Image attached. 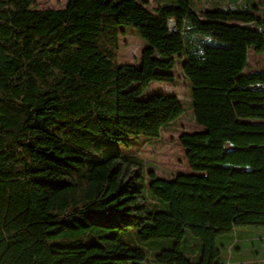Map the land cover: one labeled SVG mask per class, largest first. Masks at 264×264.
Returning a JSON list of instances; mask_svg holds the SVG:
<instances>
[{
    "label": "trees",
    "instance_id": "1",
    "mask_svg": "<svg viewBox=\"0 0 264 264\" xmlns=\"http://www.w3.org/2000/svg\"><path fill=\"white\" fill-rule=\"evenodd\" d=\"M172 1L0 0V264H242L229 234L264 226V69L245 71L264 0ZM117 25L140 67L116 63ZM178 58L202 130L178 136L193 172L160 178L120 146L182 114L173 94L139 98Z\"/></svg>",
    "mask_w": 264,
    "mask_h": 264
},
{
    "label": "rangeland",
    "instance_id": "2",
    "mask_svg": "<svg viewBox=\"0 0 264 264\" xmlns=\"http://www.w3.org/2000/svg\"><path fill=\"white\" fill-rule=\"evenodd\" d=\"M68 0H33L34 4L39 9H61L66 6ZM119 2L121 0H111ZM150 10L154 11L153 7L172 6V0H136ZM235 0H199V5H205L209 2H216L222 5H229ZM240 1V0H238ZM243 2L236 9H241V6L246 1L252 2L256 6H260L259 0H242ZM254 11V9H252ZM170 23L175 27V23L170 20ZM171 25V24H170ZM118 30V48L116 51L115 61L118 65L133 64L140 67L141 59L140 52L144 43L140 38L137 30L132 25H117ZM178 65L172 70L175 76V83L151 81L142 90L139 98L146 99L152 95L170 93L175 95L181 107L182 114L173 119L167 126L160 131L158 137H148L142 134L129 135V145H121V150L124 154L131 155L142 166L144 172L153 170L160 178H171L177 173H191L185 158V149L180 145L178 136L181 132L194 133L201 130V127L193 121V113L191 106V84L188 79L181 77L180 67L181 59L178 58ZM264 69V52L255 53L250 50L248 53L247 67L245 71H260ZM136 86L135 83L132 87ZM171 128V129H170ZM229 236L232 238L243 239L241 241V251H234L233 259H237L242 264H261L264 260V226L246 225L236 227ZM135 232L131 231L122 236L123 241L133 246L137 244ZM220 239L217 244L220 245ZM224 256V254H223Z\"/></svg>",
    "mask_w": 264,
    "mask_h": 264
},
{
    "label": "water",
    "instance_id": "3",
    "mask_svg": "<svg viewBox=\"0 0 264 264\" xmlns=\"http://www.w3.org/2000/svg\"><path fill=\"white\" fill-rule=\"evenodd\" d=\"M168 25H169V31L175 32V27L170 25V21L168 22Z\"/></svg>",
    "mask_w": 264,
    "mask_h": 264
},
{
    "label": "crops",
    "instance_id": "4",
    "mask_svg": "<svg viewBox=\"0 0 264 264\" xmlns=\"http://www.w3.org/2000/svg\"><path fill=\"white\" fill-rule=\"evenodd\" d=\"M201 130H202V128H201ZM243 241V240H242ZM236 244H238L239 246L237 247L238 249H237V251L239 250V251H241V249H240V246H241V242H240V244H239V241L236 243ZM234 262H232L231 264H233ZM264 263V260L262 261V264ZM237 264H239V263H237Z\"/></svg>",
    "mask_w": 264,
    "mask_h": 264
},
{
    "label": "bare ground",
    "instance_id": "5",
    "mask_svg": "<svg viewBox=\"0 0 264 264\" xmlns=\"http://www.w3.org/2000/svg\"><path fill=\"white\" fill-rule=\"evenodd\" d=\"M171 24V26H173V24L172 23H170Z\"/></svg>",
    "mask_w": 264,
    "mask_h": 264
}]
</instances>
